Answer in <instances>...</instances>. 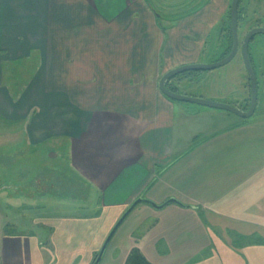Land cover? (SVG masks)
I'll list each match as a JSON object with an SVG mask.
<instances>
[{
  "label": "crops",
  "instance_id": "0c3cea01",
  "mask_svg": "<svg viewBox=\"0 0 264 264\" xmlns=\"http://www.w3.org/2000/svg\"><path fill=\"white\" fill-rule=\"evenodd\" d=\"M230 3L210 0L165 27L145 0H0V127L19 129L4 160L47 162L34 198L7 202L41 211L35 231H8L16 223L0 209V264H94L140 198L99 264H125L133 248L153 264H264V124L173 145L176 106L159 88L175 68L224 56L219 34L207 51ZM182 75L176 92L224 101L182 92L197 79ZM47 206L69 214L46 216Z\"/></svg>",
  "mask_w": 264,
  "mask_h": 264
},
{
  "label": "rangeland",
  "instance_id": "374dc122",
  "mask_svg": "<svg viewBox=\"0 0 264 264\" xmlns=\"http://www.w3.org/2000/svg\"><path fill=\"white\" fill-rule=\"evenodd\" d=\"M145 1L147 6L157 13L160 24L167 27L169 23H174V21L179 19L181 14L191 11L195 8H199L204 4H207L210 0ZM230 1L232 3V0ZM231 3L223 20L217 22L214 25L213 34L209 40L207 54H213L214 50L217 48V41H219L218 43L220 45L226 46L227 49L225 54H227L230 48V33L232 32H230L231 22L229 15L231 12ZM239 8L240 14L242 16L238 27L239 49L234 59L227 65L212 71L186 72L185 74L187 75H197V79L193 84H184V86L180 87V90L182 92L187 91L191 94L206 93L210 91L213 95L220 93L217 94L220 97L221 94H224V101L227 102L197 96L191 97L202 98L219 103H226L236 106L242 110H247L251 101V88L249 76L243 60L242 43L244 37L250 30L258 25H262V27H264V0H241ZM217 34H219V37L216 41ZM249 53L253 59L258 81V104L254 115L248 119H243L238 115L225 110L208 108L193 103L174 101L176 106L174 112L176 137L173 138V145H176L177 142H180L183 139V145L189 148L193 145L191 137L196 133H202L203 136L207 133H225L229 131L233 125L243 124L244 122H260L264 124V34H257L255 36L254 40L249 45ZM220 57L221 55H218L219 60L224 56H222V58ZM181 76L183 75L181 74ZM169 87L171 86L169 85ZM4 132L6 133V139H8L10 136L12 137L11 139H13V141L10 140L12 142V148L7 147L6 150L5 146H2L3 139L1 138V136H5ZM187 138H189V140L187 144H185V140H187ZM18 140V128L9 130L0 127V192L3 191V193L0 195V209L3 215L8 214L9 219L12 221L14 220L16 223V226H10L8 231H23L25 227L35 231L36 228L33 226L31 220H33L32 217L37 216V214H40L41 211H38V209L35 208H16L13 204L11 205L13 208H11L7 202H10L9 200L12 199L10 197L16 195H22L26 198H34L36 190L38 188H42L39 182L37 186L34 184V182L41 174L40 171L42 167H45L44 165L47 164V162L45 160V162H43L40 157L32 154L27 160L17 156L12 162H8V160L5 161L3 153L5 151L6 153H9L10 150L14 151L15 147H19L17 146L19 142ZM11 157L14 158V156ZM22 189L23 193L21 194L20 192ZM25 190H27V192ZM4 191L5 195L3 196ZM52 209L53 208L50 206H47V208L44 210L46 213H42L46 214V216L52 213L60 215H65L66 213L67 215L69 214L67 208H59L58 211Z\"/></svg>",
  "mask_w": 264,
  "mask_h": 264
},
{
  "label": "water",
  "instance_id": "95a60500",
  "mask_svg": "<svg viewBox=\"0 0 264 264\" xmlns=\"http://www.w3.org/2000/svg\"><path fill=\"white\" fill-rule=\"evenodd\" d=\"M239 5L240 0H232L231 3V26H232V48L230 52L222 59L211 63V64H202V63H196V64H190L181 66L178 68H175L166 74H164L159 82V88L161 92L168 97L171 100L178 101V102H186V103H193L213 109H221L225 110L231 113H234L238 115L239 117L243 119H248L251 116L254 115L257 104H258V81H257V75L255 72V68L253 66V63L250 58L249 53V45L251 40L257 35V34H264V27H256L252 29L245 37L244 42L242 44V55L245 67L247 69V73L249 76L250 81V88H251V101L250 106L247 110H242L236 106H232L226 103H219L215 101H209L202 98L197 97H191L187 95H182L179 92L173 91L171 88H169L168 83L173 80L175 77L184 74L186 72L190 71H212L215 69H218L220 67H223L230 63L234 57L236 56L238 49H239V35H238V27H239ZM146 202L143 199H137L132 206L125 212V214L120 218V220L116 223V225L113 227L112 231L110 232L109 236L107 237L102 249L99 252L98 257L96 258V261L94 264H99L103 258V255L105 253V250L115 235L118 228L121 226V224L124 222L126 217L131 213V211L140 203ZM149 203V201H147ZM178 201L175 199H170L166 203L162 205H157L154 203H151L153 207L156 209H162L164 206H166L169 203H177Z\"/></svg>",
  "mask_w": 264,
  "mask_h": 264
},
{
  "label": "trees",
  "instance_id": "16d2710c",
  "mask_svg": "<svg viewBox=\"0 0 264 264\" xmlns=\"http://www.w3.org/2000/svg\"><path fill=\"white\" fill-rule=\"evenodd\" d=\"M240 3H241V1H240ZM239 13H240V12H239ZM229 18H230V22H231V12H230ZM241 18H242V16H241V14H239V20H240ZM230 29H231V26H230ZM230 32H232V31H230ZM231 48H232V33H230V48H229L227 54L230 52ZM227 54H225L224 57H225ZM224 57H223V58H224ZM250 58H251V61H252V63H253V59H252V56H251V55H250ZM253 66H254V63H253ZM168 86H169V83H168ZM169 88H171L173 91H176V90L173 89L172 87H169ZM97 256H98V255H97ZM97 256H96V258H97ZM96 258H95L94 262L96 261ZM94 262H93V263H94ZM125 264H153V263H151V262H150V261L144 256V254L140 251V249H138V248H133V249L130 251L128 257H127V260H126Z\"/></svg>",
  "mask_w": 264,
  "mask_h": 264
},
{
  "label": "flooded vegetation",
  "instance_id": "af4514ba",
  "mask_svg": "<svg viewBox=\"0 0 264 264\" xmlns=\"http://www.w3.org/2000/svg\"><path fill=\"white\" fill-rule=\"evenodd\" d=\"M240 1H241V0H240ZM239 7H240V5H239ZM239 12H240V8H239ZM239 14H240V13H239ZM239 21H240V20H239ZM231 23H232V22H231ZM256 27H262V25H258V26H256ZM256 27H255V28H256ZM231 28H232V26H231ZM253 29H254V28H253ZM231 31H232V29H231ZM250 31H251V30H250ZM250 31H249V32H250ZM249 32H248V33H249ZM248 33H247V34H248ZM245 37H246V36H245ZM245 37H244V39H245ZM254 38H255V37H254ZM254 38L251 40V42L254 40ZM243 42H244V40H243ZM251 42H250V43H251ZM232 43H233V38H232ZM242 44H243V43H242ZM111 240H112V239H111ZM110 242H111V241H110ZM110 242H109V244H110ZM109 244H108V245H109ZM107 247H108V246H107ZM106 249H107V248H106ZM105 251H106V250H105Z\"/></svg>",
  "mask_w": 264,
  "mask_h": 264
}]
</instances>
